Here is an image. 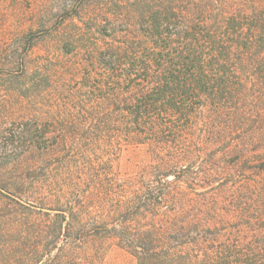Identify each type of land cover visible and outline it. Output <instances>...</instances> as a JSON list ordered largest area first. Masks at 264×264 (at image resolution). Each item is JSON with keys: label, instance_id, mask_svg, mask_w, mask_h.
Instances as JSON below:
<instances>
[{"label": "rangeland", "instance_id": "1", "mask_svg": "<svg viewBox=\"0 0 264 264\" xmlns=\"http://www.w3.org/2000/svg\"><path fill=\"white\" fill-rule=\"evenodd\" d=\"M176 1L0 0V264H137L108 233H92L126 204L129 181L140 204L166 194L161 204L183 221L264 213V49L238 60L221 103L209 95L158 141L116 137L115 107L98 102L97 83L115 91L108 82L124 76H106L99 51L143 42L142 17ZM200 1L218 14L264 9V0ZM127 90L117 87L124 100ZM65 217L88 224L83 244L53 234ZM255 220L240 238H264Z\"/></svg>", "mask_w": 264, "mask_h": 264}, {"label": "trees", "instance_id": "2", "mask_svg": "<svg viewBox=\"0 0 264 264\" xmlns=\"http://www.w3.org/2000/svg\"><path fill=\"white\" fill-rule=\"evenodd\" d=\"M150 9L137 25L143 42L128 44L127 50L113 46L99 51L106 76L124 75L108 82L115 91L106 92V81L97 83V89L98 102L115 107L107 115L117 121L116 137L126 141H158L163 129L166 134L172 126H185L209 95L221 103L232 92L230 82L238 79V60L254 46L264 49V9L218 14L200 0H177L174 8ZM118 84L128 88L127 99L117 92ZM128 190L126 204H114L109 221L96 225L92 233H108L137 264H264V238L238 235L242 227L253 225L251 219H257L254 225L264 233V213L256 218L247 211L246 223L183 221L175 206L161 204L166 194L155 195L153 204H140L139 186L129 181ZM63 219L65 226L60 221L53 234L74 246L83 244L88 224L74 217ZM69 261L77 264L74 257ZM51 262L44 258L34 264Z\"/></svg>", "mask_w": 264, "mask_h": 264}]
</instances>
